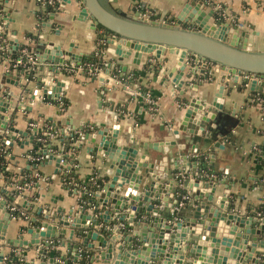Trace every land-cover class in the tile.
<instances>
[{"label":"crops","instance_id":"crops-1","mask_svg":"<svg viewBox=\"0 0 264 264\" xmlns=\"http://www.w3.org/2000/svg\"><path fill=\"white\" fill-rule=\"evenodd\" d=\"M57 1L60 3L64 1V5L59 4L56 7L55 3L49 18L39 24L38 11L43 6L37 0H5L2 5L6 16L3 30L6 33V57L19 54L21 45L36 57V62L32 66L23 69L11 67L6 57L0 54V107L4 106L5 101H10L8 106H4V110H0L2 117L4 114L3 120H6L4 126H2L3 120L0 121V139L4 137L6 128L11 125L9 124L10 117L8 118L7 115L13 118L11 126L20 130V133L10 130L8 139L5 137L6 140L12 141L9 143L11 151L7 168L16 172L22 166L28 165L26 154L31 150L30 137L35 132L34 126L30 125V120L41 121L40 117L43 116L53 121L59 120L63 123L62 130L65 134L74 128V133L77 132L80 136L88 130L91 134L96 129L95 126L99 127L101 123L109 128L117 126L116 142L118 144L137 147L138 142L165 143L173 140L174 144H169L166 152H159L153 148L146 149V159L150 162L167 156L163 166L168 169L173 168L170 158L172 155H186L188 161H195L196 166L200 168L199 158L204 155L206 158L204 165L211 166L212 173L201 169L197 175L194 170L188 171L186 175L182 166L172 169L175 186L179 188L172 197L174 211L181 208L190 209L189 203L193 202L189 195L190 190L184 186L185 177L190 179L196 176L205 177L212 179L215 184L214 201L220 194H227V199L233 206L232 211L246 217H256L252 226L255 228L260 226L263 230L264 224L260 223V220L264 218V210L261 207L264 202V177H262L264 168L258 162L257 153L260 147H264V101H257L255 95L260 91L264 92V84L261 88H250L249 82H245L243 76H235L225 70L215 72L210 64L200 71L202 62L199 61L196 64L195 75L187 77L183 74L181 76L185 80L189 78L193 80L191 88L181 94L180 89L171 81L172 75L164 79V68L175 63L177 58L175 53L164 52L163 55L168 57V61L162 67L156 62L155 56L148 57L145 52L142 53L139 63L132 61V54L118 59L117 54L114 53V46L105 42L99 29L90 30L91 36H87L85 21L76 18L81 7L80 0ZM199 1L100 0L112 12L120 8L132 15L140 12L141 17L148 21L154 19L166 22H174L176 15L187 4L189 10L199 7ZM220 1L227 6L230 14L235 18L225 21L237 26L239 30L248 32L246 48L250 51H264V0ZM140 4L149 8L151 13H145L144 9L140 8ZM202 9L209 10L205 4ZM210 20L214 18L211 17ZM28 33L32 35L29 36ZM71 39L74 40L73 51L83 53V55L79 64L73 60H66L64 64H56L53 78L63 82V93L57 99L35 93V90L42 86V82L37 84L38 76L41 74L45 77L44 72L50 64V61L42 62L38 58L37 54L43 47L40 42L53 41L66 48ZM11 41L19 45L16 51H13ZM95 54L99 55L105 64L101 66L97 75H86L83 64L88 57ZM108 62H110L109 68ZM121 65L126 66V69L122 70ZM108 69L110 72L105 78L99 79V74ZM28 74H31V77ZM204 74L208 75L204 77ZM257 79L259 81L261 78ZM220 83L224 85L221 97L224 112L229 114L228 119H230L224 125L226 133L214 138L209 134L210 131L205 129V135L198 133L194 135V140L191 142L185 139L186 136H190L186 131L179 130L176 136L173 131L178 127L185 111V108L181 106L183 98L196 96L210 104ZM142 88L146 89L143 93ZM135 90H139L140 93H135ZM63 98L68 101L65 109L59 103ZM40 124L42 122L36 123V131L41 127ZM28 126L32 130L23 134L22 132L26 131ZM88 140V138H78L74 142L68 140L67 145L65 142L63 146L65 152L62 154L69 155L67 164L70 167L75 166L79 177L86 179L90 174L95 173V176H100L103 180L107 174L109 160H105L100 154H89L87 148L91 146V143ZM53 142L58 143V140L53 139ZM195 145L199 151L191 152V148H195ZM137 148V154L144 152V149ZM136 157L139 158L138 155ZM178 163H181V159ZM38 167L40 171L32 172L37 176L36 179L26 181L20 189L17 183L5 181L0 173L2 191L0 198L6 199V207L14 205L20 214V216L15 215L7 220L4 236L5 238L19 237L30 240L32 234L28 228L35 227L32 226L31 219L38 218L39 222L44 220V217L36 211L38 206L42 207L46 213L53 215V218L47 222L55 225L56 231L66 229L62 236H39V242H32L30 245L0 244V251L4 254V261H0V264H50L49 259L52 255L41 256L44 252L39 251L40 247L45 248L41 243L42 238L57 240V243L51 247L65 254V258L54 256L57 264H90L88 254L86 257L79 254L75 256L76 250L78 252L92 250L87 244L81 243L83 235L71 234L72 226L60 223L58 219L59 214L74 217L81 213L80 207L83 205L79 202L78 196L82 191L80 189L69 191L62 185L54 159L49 161L45 158ZM16 177L19 178V176ZM16 177H12V180H16ZM197 188L200 186L197 185ZM94 193L95 190L88 193V197L91 198L90 202L86 199L82 202H87L84 212L97 217L100 211L95 212L93 209L96 204L101 205L98 197H94ZM178 195L181 199L175 201ZM258 212L261 213L258 214ZM3 213L0 207V218L3 217ZM25 224L27 226L23 227ZM119 224L122 228L126 226L122 222ZM111 225L112 223L104 222L101 218L100 224L94 228L102 226L110 228ZM256 236L263 238L264 234ZM88 242L93 243L94 246L100 243L92 238H89ZM75 243L78 244L76 249L73 247ZM260 248L262 247L257 245L253 252V256H257L258 261L252 262L247 259L244 264H264V252ZM92 252L97 254L94 250ZM227 260L230 264L236 261L235 257H228ZM94 262L101 264L100 259H95Z\"/></svg>","mask_w":264,"mask_h":264},{"label":"water","instance_id":"water-1","mask_svg":"<svg viewBox=\"0 0 264 264\" xmlns=\"http://www.w3.org/2000/svg\"><path fill=\"white\" fill-rule=\"evenodd\" d=\"M199 3L200 6L193 10H189L187 4L176 15L174 22H166L154 19L148 21L141 17L140 12L132 15L120 8L112 12L100 0H80L81 7L76 18L85 21L88 37L91 36L90 30L99 29L105 42L114 46L118 59L132 54V61L139 63L145 52L148 57L155 56L156 62L162 67L168 61L164 52L175 53V63L164 68V79L172 75L171 81L180 89L181 94L191 88L193 82L192 79L185 80L181 76L195 75L199 61L202 62L200 71L210 64L215 72L225 70L235 76L241 75L245 82H249L250 88H261L264 84V51L248 50L247 31L239 30L228 21L210 20L211 17L214 18L213 10L205 11L201 0ZM59 4L64 5V1L56 2V7ZM11 43L13 51H16L19 45L15 41ZM40 43L43 47L37 54L38 58L42 62L50 61V64L44 72L45 77L41 74L38 76L37 84L42 82V86L35 93L57 99L63 93V82L53 78L56 64H64L66 60L77 61L79 64L83 53L73 51V39L66 48L53 41ZM109 65L110 62L107 63L108 68ZM120 67L122 70L126 69L124 65ZM109 72L110 69L101 72L99 79L103 80ZM207 75L204 74V77ZM258 77L261 78L259 81ZM223 88L224 85L220 83L210 104L196 96L184 97L181 106L185 111L173 133L178 136L179 130L188 132L190 136L185 138L188 142L193 141L194 135L198 133L205 135V129L214 138L226 133L224 125L230 119L229 114L224 112L221 100ZM9 103L10 101H5L4 106ZM4 106L0 110H4ZM3 119L4 114L3 117L0 114V121ZM5 121L3 120L2 126L6 125ZM99 125L95 126L96 129L91 134L88 130L82 136H74V128L67 134L72 137L69 140L73 142L78 138H88L91 143L87 148L89 154H100L105 160H109L104 181L94 193L101 206L96 204L93 211L100 212L96 217L84 212L85 206H81L78 216L58 215L60 223L72 226L71 234L83 235L81 243L97 252L95 254L91 250L89 253L90 264H96L95 259H100L101 264H230L228 257H235L234 264H244L247 259L258 261L253 252L257 245L264 252V237L258 238L256 235L264 234V229L252 226L256 217H246L232 211L233 206L229 203L227 194H220L214 201L215 184L212 179L185 177L184 186L190 190L193 202L189 203L190 209L174 211L172 197L179 188L175 186L172 169L182 166L186 175L190 170H194L197 175L202 168L196 166L195 161H188L186 155L170 156L172 169L163 166L167 156L151 162L146 159L147 148L166 152V147L174 144L173 140L165 143L138 142L137 147L144 149V152L137 154V147L116 142L117 126L109 128L104 123ZM9 128L20 133L13 126ZM31 139L32 137L30 141ZM6 142L12 143L10 140ZM190 151L198 152L199 148L195 145ZM40 152L45 153L46 160L54 159L56 166H59V155L47 152L45 147ZM180 159L181 163H178ZM66 166L70 168L67 163ZM180 199L181 196L178 195L175 201ZM90 201L91 198L88 199ZM0 207L4 211L0 218V244L30 245L32 242H39V236H62L66 229L56 231L55 225L47 222L53 215L38 206L36 211L44 220L34 228H28L32 234L30 240L5 238L7 220L11 218L6 199L0 198ZM101 218L104 222L112 223L111 227L94 228L100 224ZM120 222L126 226L122 228ZM260 223L264 224V218ZM89 238L98 240L99 245L94 246L88 242ZM73 247L76 249L78 244H73ZM39 251L45 253L46 247H40ZM78 254L76 250L75 256ZM49 260L50 264H57L54 256ZM0 261H4L1 251Z\"/></svg>","mask_w":264,"mask_h":264},{"label":"trees","instance_id":"trees-1","mask_svg":"<svg viewBox=\"0 0 264 264\" xmlns=\"http://www.w3.org/2000/svg\"><path fill=\"white\" fill-rule=\"evenodd\" d=\"M4 1L5 0H2V4H0V7L3 10H4V8L2 5H4ZM53 6L54 5H52V4H47V5L43 6V8H41L38 11V14L43 15L46 19L49 18V14H50V11L52 10ZM214 20L217 22L225 21L223 18L219 17L216 14H214ZM3 35L4 36L6 35L5 31L3 32ZM28 35L31 36L32 34L28 33ZM20 47H22V45ZM5 53L3 51H0V54H2V55H4ZM17 55H18V53H16L15 55H11V56L16 57ZM86 62H94L97 65H100V67L104 66V64H105L104 61L102 60V58L99 57V55L97 56L96 54L88 57ZM83 67H84L83 69L85 71V74L88 75L86 64H83ZM28 76L31 77V74H28ZM141 91L143 93L146 91V89L142 88ZM259 94L264 97V92L260 91ZM59 103H60V106L65 109L67 107L68 101L66 98H63L59 101ZM40 119H41V121L38 119L30 120V121H34L36 123L42 122V124H40L41 127L38 128L37 131L32 133V139L30 141L31 150L27 152L26 156L29 157V155L37 154V153L40 154L41 153L40 150L43 147L50 148L54 154H56L57 152H61V153L65 152L63 146H65V142L67 145L68 140L71 138V136H69V134H67V133L65 134L64 131L62 130L63 123L59 120L53 121L49 117H44V116L40 117ZM12 123H13V118H11V115H10L9 124L13 125ZM31 130L32 129H30V126H28L26 129V132L31 131ZM77 134L78 133L75 132L74 136ZM5 137H8V134L6 136H4L3 138L1 137V139H0V173H1V175H3V178L5 179V181H13L17 184H25L26 181L35 180L37 176L32 174V172L34 170L40 171L38 166L44 160V158L46 156L45 153H42L43 158L36 161V162H34L33 160H30L27 157V164L28 165L22 166L16 172L9 170L7 168V165L10 162L9 153L11 151V147H10V144L6 142ZM42 139H44V140H42ZM53 139L58 140V143L53 142ZM35 149H38V152H35ZM263 150H264V147H260V151L257 153V155H258L257 158H258V162L264 168V157L259 156V154H261L263 152ZM75 151H76V148H75ZM64 158L68 162L69 155L67 153L66 154L64 153ZM205 159L206 158L204 157V155H201L199 158L201 168L204 171L206 170L207 172L212 173L213 172L212 167L204 165ZM73 162H75V160ZM58 171H59L60 176H61V183L65 188H67L69 191H72L73 189H75V190L80 189L82 191L81 193L79 192L80 194L78 197H79V202H81V205H83V206H85L87 202L84 203L82 201H84L85 199L88 201V198H89L88 193L91 191L93 192L94 190L99 188L103 183L102 178L100 176H95L94 175L95 173L90 174L86 179L79 177L78 173L75 171V166L68 168L66 165L59 164ZM14 176L15 177L19 176V178L16 177V180H12V177H14ZM262 177H264V174ZM80 184L84 185V187L82 188L80 186ZM0 192H2L1 188H0ZM261 207L264 210V202H263V205ZM13 212L15 215L20 216L19 212H17V211H13ZM34 219L33 218L31 219L32 226H37L39 224L38 218H36L35 220ZM27 220L30 223L29 218ZM26 226H27V224L23 225V227H26ZM42 240H41V243H42V246L44 245L46 247V252L41 256L52 255V256H58L60 258H65V254H62L58 249L51 247L57 243L55 239H52L51 242H47L45 238ZM89 252H91V249H90V251L87 250L86 252L84 250H81V251H79V255L86 257V254L89 255ZM68 255L71 256L70 254H68ZM88 258H89V256H88ZM84 261L85 260L83 259V262Z\"/></svg>","mask_w":264,"mask_h":264},{"label":"built area","instance_id":"built-area-1","mask_svg":"<svg viewBox=\"0 0 264 264\" xmlns=\"http://www.w3.org/2000/svg\"><path fill=\"white\" fill-rule=\"evenodd\" d=\"M38 2H40V4L42 6H45L47 4H52L54 5L56 3L57 0H37ZM203 4H205V6L208 9H212L213 13L218 15L219 17L223 18L224 20H228V19H233L234 17L230 14L229 9L227 8V6L220 0H201ZM58 2V1H57ZM0 4H2V0H0ZM140 8L144 9V12L147 14H150L151 11L149 10V8H147L145 5L140 4ZM143 12V13H144ZM235 19V18H234ZM233 19V20H234ZM5 20H6V16L4 14L3 9L0 7V51H3L4 53L6 52V37L3 35V30L5 27ZM46 18L41 15L38 14V24L42 23L43 21H45ZM6 53L4 54V56L6 57ZM8 64L11 67L14 68H23V69H28L30 66H32L35 62H36V57L34 56L33 53H29V51L27 50L26 47H21L20 48V53L18 54V56L16 57H10L7 56L6 57ZM87 66V72L89 76H93V75H97V73L101 70V67L99 65H97L94 62H87L85 63ZM27 78V77H26ZM135 93H140L139 90H135ZM255 99L257 101H264V97L262 95H260L259 93L255 95ZM30 125L34 126L33 129L36 131V123L34 121H30ZM7 130L2 132L4 133L6 136L7 134H9L8 131H10V128H6ZM8 139V137H7ZM44 140V139H42ZM47 149V152H52V150L48 147H45ZM41 151V150H40ZM35 152H38V149H35ZM57 155L60 156V162L59 164H63L66 165L67 161L66 159L62 156L61 152H57ZM259 156L264 157V150L261 154H259ZM30 160H33L34 162L40 160L43 158L42 153H37V154H31L28 157ZM37 174V173H36ZM24 185L22 184H18L17 187L20 189L22 188ZM80 186L83 188L84 185L80 184ZM90 193V192H89ZM7 209L10 212L11 217L15 216L13 211H16V207L14 205H10L7 207ZM261 212H258V214H260ZM47 242H51L52 239H46ZM57 242V240H56ZM26 264V263H24Z\"/></svg>","mask_w":264,"mask_h":264}]
</instances>
